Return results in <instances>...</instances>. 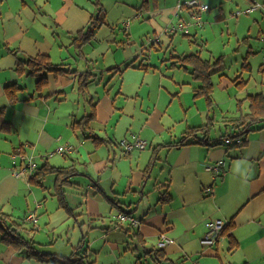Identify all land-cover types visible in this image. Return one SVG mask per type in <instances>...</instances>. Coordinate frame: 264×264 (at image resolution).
<instances>
[{"label": "crops", "instance_id": "obj_1", "mask_svg": "<svg viewBox=\"0 0 264 264\" xmlns=\"http://www.w3.org/2000/svg\"><path fill=\"white\" fill-rule=\"evenodd\" d=\"M186 1L100 0L106 23L80 43L75 42L78 33L100 17L95 0H0V212L22 222L24 238L43 252L68 257L84 246L81 252L92 264H264V125L248 132L244 147L215 143L234 132L231 120L249 113L244 99L260 92L239 91L249 80L243 73L232 79L221 61L212 68V82L214 91L226 93L229 105L223 109L214 91L211 105L195 96L202 82L192 68L173 66L175 57L185 55L174 45L181 33H164L184 14L192 21L189 10L177 15L178 3ZM199 1L211 9L202 26L192 24L190 36H183L199 47L190 46L189 54L210 60L214 52H202L205 36L211 25L227 20L226 0ZM144 12L147 18L140 23ZM252 14L236 15L238 23L252 26ZM128 16L129 25L123 22L128 37L120 41L115 36L120 21H115ZM213 20L205 28L204 21ZM143 29L154 32L149 44L166 46L170 53L163 70L153 58L142 57L145 47L138 35ZM38 54L75 72L48 73V84L38 89L35 76L16 71L18 59ZM244 64L243 72L251 74L249 57ZM85 72L91 77L84 93L80 76ZM13 84L20 88L14 103L6 94ZM91 112L89 129L74 127ZM216 118L224 131L212 136ZM210 121V144L176 145L189 128ZM134 137L146 140L147 148L125 153L120 143ZM68 140L74 150L59 154L57 148ZM22 152L35 157L38 169L47 164L74 172L68 180L48 173L32 181L39 170L16 177L12 155ZM219 161L225 162L220 174L208 170ZM120 212L137 218L139 226L118 222ZM34 213L37 222L28 221ZM215 220L233 228L215 244H204L206 223ZM161 235L172 243L160 248ZM159 250L165 259H155ZM0 264L48 263L0 237Z\"/></svg>", "mask_w": 264, "mask_h": 264}, {"label": "trees", "instance_id": "obj_2", "mask_svg": "<svg viewBox=\"0 0 264 264\" xmlns=\"http://www.w3.org/2000/svg\"><path fill=\"white\" fill-rule=\"evenodd\" d=\"M95 4L97 6H100V17H93L90 22V26L86 30H82L78 33L79 35L78 37H76L75 42L80 41L81 43L83 40L89 39L93 35L94 30L97 28L98 25L106 23L104 21V16L101 14L103 12V9H101L102 7L100 0H95ZM184 9L188 10L186 5L184 6ZM80 43L78 45H80ZM175 58L177 61L176 63H174L173 66L181 67L186 70H190L189 67L192 68L191 74L193 75V77L202 82V85L195 91V96L205 97L208 104L211 105L213 103L212 94L214 91L212 82V68L214 65H218L221 62V59L212 63L210 60L202 59V57L197 53L178 56ZM245 66L251 69L249 64H244V68ZM16 71L20 75L27 74L35 76L38 79L36 84L38 89L48 84V73H54L57 76L75 72H72L70 69L64 68L62 64H54L49 56L43 54H38L34 57H31L27 61L18 59L16 64ZM90 77L91 76L88 72L82 73V75L80 76V82L81 84H83L84 93L87 91ZM238 85L240 86L241 84ZM18 91H20V88L16 84L10 86L8 85L6 87V94L10 102L14 103L18 100ZM244 100L249 101V113L241 115L238 119L231 120L229 124L231 125V129H233L234 132L224 133L219 137V139L215 140L216 144H224L228 140H231L232 144L228 145V147H230L229 149L244 147L248 141L246 139V135L248 134V132L253 130L254 127L260 128V126L264 125V94L260 92L255 95H249ZM241 102L242 101H239V104H241ZM94 118L95 112H91L90 114L81 118L79 121L73 123L74 127L81 128L84 130L89 129V124L94 120ZM212 126L213 123L210 121L203 126L189 128L184 133L182 137L183 139L177 142L176 145L183 146L195 143L210 144V139L208 140L207 136L212 130ZM200 135L204 136V138H201ZM38 170L39 171H36L37 173L32 176V181L36 177H43L48 173H54L56 174L57 178H65L66 180H68V178L74 172L73 168H56L48 166L47 164H45ZM22 226V222L19 223L17 220L11 219L9 215L0 212L1 239L7 244L15 246L18 249H25L29 258L46 262L48 264H92L88 261L87 257L81 252L84 246H78L73 252V254L68 257L43 252L33 241H29L24 238V236L20 232ZM232 228V223L227 226H224L218 236V239L222 236L228 235L231 232ZM230 240L232 242H235L234 239ZM234 247L235 246H233V248ZM153 255L155 256V259H165V257L161 255V250L156 253H153Z\"/></svg>", "mask_w": 264, "mask_h": 264}, {"label": "rangeland", "instance_id": "obj_3", "mask_svg": "<svg viewBox=\"0 0 264 264\" xmlns=\"http://www.w3.org/2000/svg\"><path fill=\"white\" fill-rule=\"evenodd\" d=\"M254 4L261 5V8L255 11L253 14L250 13L252 15L249 16L254 18L252 20V26L248 22H245V24H239L238 21L240 18L236 17V13L238 11H245ZM218 7H220V5H216L212 12H219ZM231 11L234 15L231 14ZM224 14L227 17V20L225 21V18H222V23L224 24L222 26L220 24H217L216 26L211 25L210 29L208 30L205 36L208 41L205 39L206 46L202 50L203 55H209L207 52L212 50L214 55L210 60L215 62L221 59L222 64L226 69L225 73H228L232 79L235 76H238L240 73H243L244 81H249L246 87H238L239 91H243L245 89V91L248 90V92L252 93L264 92V37L263 32H260L264 30V0H226L224 3ZM139 17L140 18L137 19V21H140V23L144 22L147 18L145 12L143 14L140 13ZM242 17L245 18L248 16ZM128 18L129 16L126 18V20L121 19L115 21V24L120 21L115 29V36L120 41L127 40L128 32L126 33L125 28L123 29L125 24L123 22H126ZM183 18L189 20V17L186 14H184ZM213 22L215 21H210L208 25V21H204L205 24L207 23L205 28H208V26H210V24ZM167 27H169V25ZM138 36H140L138 38H142L143 40L142 47H145L143 49L144 54L142 57L145 58L147 62L153 58V60L157 62L155 64H158L163 70L162 61L164 58H168L170 56V53H167L166 46H162L161 48L159 46H155V48L152 46V44H149L150 38L154 37V32L151 30L143 29ZM187 38L188 37L183 36V33L178 34L176 41L174 42V45L179 51L178 53H185V55L189 54L190 46L192 47L193 51L199 50V47L195 44H190ZM139 45L141 46V44ZM171 48L172 49L170 50L172 52L174 46ZM247 57H249L253 68L251 74L245 73L242 70V65L245 63V58ZM214 82L217 84L218 79L215 78ZM214 98L217 102H221L223 109L226 107V105H229L227 102L228 98L226 93L218 88H215ZM234 110H236L235 104ZM246 110L247 105L243 107V111L245 112ZM215 114L220 116L219 107L215 109ZM211 116H214L213 111L211 112ZM216 120H213V123L215 122V125L217 126L213 129L212 136H214V134L218 135L220 133V129L224 131V124L219 121L220 119L216 118ZM19 198L20 200H23L22 196Z\"/></svg>", "mask_w": 264, "mask_h": 264}, {"label": "built area", "instance_id": "obj_4", "mask_svg": "<svg viewBox=\"0 0 264 264\" xmlns=\"http://www.w3.org/2000/svg\"><path fill=\"white\" fill-rule=\"evenodd\" d=\"M187 6V9L190 11L191 20H186L183 17H180L178 22L170 25L164 31L167 35H174L177 33H183L185 35H190L192 24L202 26L203 25V15L206 14L210 10V6L206 3H203L199 0H188L185 3L179 2L177 5V15L184 10V6ZM261 8V5L254 4L251 5L245 11H238L236 15L253 13ZM129 20L127 25H129ZM228 143H232L231 140L227 141ZM120 145L122 146L125 153H130L135 149L144 150L147 148L148 143L146 140H143L138 137H134L133 140H123ZM74 150V146L71 141H66L62 143L58 148L57 152L61 155L68 154ZM13 165H14V175L16 177L22 175H33L38 170V163L35 160V157L32 154L27 153H15L12 155ZM20 164H19V163ZM225 166L224 161H219L215 165L208 167V170L214 171L216 174H220L223 171ZM28 221L37 222L36 214H30L27 218ZM117 220L120 223L128 222L133 226L138 227L140 221L129 213L120 212L117 216ZM224 222L222 220L208 221L206 223V234L203 238L204 244L213 245L217 242L218 236L223 228ZM171 239L167 238L165 235L160 236V240L158 242V246L163 248L169 244H171Z\"/></svg>", "mask_w": 264, "mask_h": 264}]
</instances>
